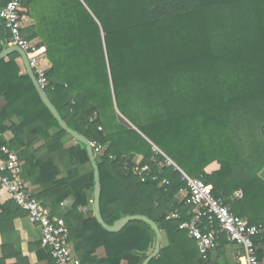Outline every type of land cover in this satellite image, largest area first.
Wrapping results in <instances>:
<instances>
[{"label": "trees", "instance_id": "16d2710c", "mask_svg": "<svg viewBox=\"0 0 264 264\" xmlns=\"http://www.w3.org/2000/svg\"><path fill=\"white\" fill-rule=\"evenodd\" d=\"M53 7L44 32L38 31L52 63L46 92L70 128L101 145L110 142L96 157L104 221L142 215L157 223L167 245L150 264H220L212 255L204 260L179 229L191 217V207L178 199L187 189L181 172L165 166L164 156L129 129L116 108L144 136L161 142L163 148L154 144L184 173L211 185L234 214L264 224L246 214L247 206L264 207V0H56ZM31 33L23 36L30 41L37 35ZM9 38L0 19V53ZM7 132L13 139L0 145L18 154L25 172L27 163L33 166L40 186L33 196L46 208L52 198L55 210L72 193L57 164L67 153L61 143L67 133L17 53L0 61V136ZM41 139L43 156L34 150ZM136 155L155 173L164 165L160 178L170 180L167 191L130 172ZM238 190L244 193L239 202ZM175 211L180 219L167 220ZM72 219L69 243L81 264H103L101 248L106 258L132 253L143 260L154 250L156 234L145 222L109 232L94 216ZM263 245L258 241L261 264Z\"/></svg>", "mask_w": 264, "mask_h": 264}, {"label": "built area", "instance_id": "2783aa9c", "mask_svg": "<svg viewBox=\"0 0 264 264\" xmlns=\"http://www.w3.org/2000/svg\"><path fill=\"white\" fill-rule=\"evenodd\" d=\"M23 0H9L0 9V19L10 32L9 46H17L25 51L30 66L38 79L40 86L46 90L50 86L49 74L52 64L44 47L35 45L23 36L21 6ZM102 131V127H99ZM96 157L107 150L105 145L91 141ZM155 152L165 158V166H174L182 174L187 189L180 192L181 202L191 207L190 219L181 222L179 229L197 244L204 260L216 252L221 244V236H225L230 243L243 249L241 264H261L257 257L258 241H264V224L252 225L244 218L234 214L223 199L213 194V187L200 179L192 178L184 173L169 157L158 148ZM116 160L114 155L110 156ZM164 165H161V167ZM160 170L155 173L150 164H143L135 158L129 165L130 172L139 177L144 183L151 181L160 183L167 191L170 180L160 178ZM0 187L23 209L30 219L41 228V243L50 251L56 264H81L74 249L69 243L70 231L62 218L53 216L50 209L44 207L31 194L29 184L23 179V170L19 156L6 145H0ZM243 191L239 190L236 198H243ZM180 219L178 211L167 216V220ZM264 246V245H263Z\"/></svg>", "mask_w": 264, "mask_h": 264}, {"label": "crops", "instance_id": "0c3cea01", "mask_svg": "<svg viewBox=\"0 0 264 264\" xmlns=\"http://www.w3.org/2000/svg\"><path fill=\"white\" fill-rule=\"evenodd\" d=\"M6 1L7 0H0V9L6 4ZM55 1L56 0H23L21 14L23 16V32L26 37L33 35L31 31H34L37 35L38 31L44 32L49 19L53 15V3H55ZM37 35L31 38L30 41L37 46L45 48L42 37ZM116 110L120 118V112L117 108ZM122 119L126 121L129 129H133L141 134L153 146V149L154 147L158 148L123 116ZM57 132V129L54 128L51 131V135L54 136ZM12 139L13 134L11 132H7L0 136V141L4 140L7 143ZM61 143L64 145V150L67 153L64 157L57 159V164L61 169L59 179L64 178L70 181L72 193L70 197L56 207L55 210L52 207L54 201L51 198V204L48 206V209L51 210L52 214L54 213L56 215L53 214V216L64 219L66 223L68 217L70 224H73L74 220L72 217L76 218L77 214H81L84 219H89L91 216H94L93 168L87 150L83 145L75 141L68 134L61 138ZM105 146L108 149L110 147V142ZM34 150L40 154V156L45 155L47 153L45 140L41 139L37 141L34 145ZM135 158L139 159V155H136ZM32 167L31 164L29 167L27 163L25 172V165L23 163V176L30 186L31 194L37 196L40 193V186L36 185L38 173H36V171L34 172ZM260 177L264 181V169L261 171ZM238 191H236L235 194ZM178 199L180 203H182V196L179 195ZM234 200L239 202L241 199L234 196ZM15 203L12 197L0 188V264H56L50 251L41 243L42 233L40 226L35 224L28 214L20 207L19 209ZM238 210V212H240L241 208H238ZM246 212L248 217H252L253 220L264 218V207L258 210H252L251 206H247ZM245 218V220L249 221L247 217ZM67 226L71 233L69 222ZM222 239L219 249L212 254V257L218 260L220 264H241L240 259L244 254L243 249L230 243L226 237ZM162 244L167 245L165 238H163ZM97 255L100 259H105L103 264H142L144 261L140 256L132 253H126L123 257L106 258L103 248L98 250Z\"/></svg>", "mask_w": 264, "mask_h": 264}, {"label": "water", "instance_id": "95a60500", "mask_svg": "<svg viewBox=\"0 0 264 264\" xmlns=\"http://www.w3.org/2000/svg\"><path fill=\"white\" fill-rule=\"evenodd\" d=\"M14 53L19 54V56L21 57L23 66L25 68L27 75L32 80L43 104L46 106V108L50 111L52 116L58 122V125L60 126V128L63 129L68 135H70L75 141L83 145L85 149L87 150V153H88V156L91 162V166L93 168V175H94V204H93L94 210L93 212H94V217L96 218V220L100 223V225L103 228H105L109 232H119L126 225H128L129 223L133 221L145 222L154 229L155 234H156V243H155L154 250L148 257L145 258V260L142 263V264H150L155 258L158 257V255L160 254L161 248H162L163 235L159 228V225L155 223L153 220H151L150 218L146 216H142V215L124 216L123 218L115 221L113 225H108L104 221L103 216H102V210H101L102 186H101V180H100V172H99V167L97 164V158L91 146V141L86 136L78 133L77 131L69 127V125L64 120L61 113L58 111L56 106L53 104V102L49 98L46 90H44L40 86L38 79L35 76L30 66L27 54L25 53L24 50H22L20 47H17V46H9L0 53V61Z\"/></svg>", "mask_w": 264, "mask_h": 264}, {"label": "rangeland", "instance_id": "374dc122", "mask_svg": "<svg viewBox=\"0 0 264 264\" xmlns=\"http://www.w3.org/2000/svg\"><path fill=\"white\" fill-rule=\"evenodd\" d=\"M127 114H129V113H126V115ZM120 118H122V116H121V114H120ZM123 122H125L126 123V121H123ZM128 122H130L129 120H128ZM130 124H132L131 122H130ZM133 125V124H132ZM134 126V125H133ZM148 139V138H147ZM148 140H150V139H148ZM152 140L153 141H151V142H153V143H156L158 146H159V148L161 147V148H163V144L161 143V142H159V141H157L156 139H154L153 137H152ZM155 148V147H154Z\"/></svg>", "mask_w": 264, "mask_h": 264}]
</instances>
